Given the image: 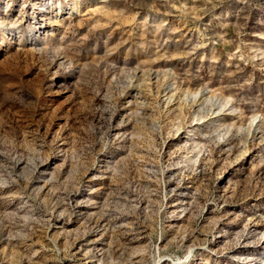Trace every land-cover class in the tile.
Instances as JSON below:
<instances>
[{
    "label": "rangeland",
    "instance_id": "374dc122",
    "mask_svg": "<svg viewBox=\"0 0 264 264\" xmlns=\"http://www.w3.org/2000/svg\"><path fill=\"white\" fill-rule=\"evenodd\" d=\"M0 264H264V0H0Z\"/></svg>",
    "mask_w": 264,
    "mask_h": 264
}]
</instances>
